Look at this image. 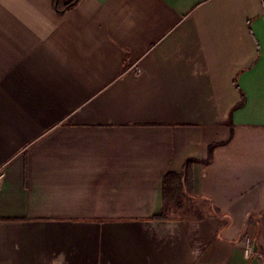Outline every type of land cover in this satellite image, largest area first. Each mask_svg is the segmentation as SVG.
<instances>
[{"label": "crops", "instance_id": "obj_1", "mask_svg": "<svg viewBox=\"0 0 264 264\" xmlns=\"http://www.w3.org/2000/svg\"><path fill=\"white\" fill-rule=\"evenodd\" d=\"M53 3L0 0V264H262L264 0Z\"/></svg>", "mask_w": 264, "mask_h": 264}, {"label": "trees", "instance_id": "obj_2", "mask_svg": "<svg viewBox=\"0 0 264 264\" xmlns=\"http://www.w3.org/2000/svg\"><path fill=\"white\" fill-rule=\"evenodd\" d=\"M78 0H71L67 3H62L60 0H54V8L57 12H63L64 10L72 7ZM192 159H188L182 171L180 172H167L163 177V208L156 218H166L165 205L173 202L178 206L181 204V197L193 195L192 189ZM218 212V210H215Z\"/></svg>", "mask_w": 264, "mask_h": 264}, {"label": "rangeland", "instance_id": "obj_3", "mask_svg": "<svg viewBox=\"0 0 264 264\" xmlns=\"http://www.w3.org/2000/svg\"><path fill=\"white\" fill-rule=\"evenodd\" d=\"M204 202L196 197L183 195L181 197V204L178 206L176 203L170 202L165 205V213H175L177 215H194L199 216L204 213Z\"/></svg>", "mask_w": 264, "mask_h": 264}, {"label": "built area", "instance_id": "obj_4", "mask_svg": "<svg viewBox=\"0 0 264 264\" xmlns=\"http://www.w3.org/2000/svg\"><path fill=\"white\" fill-rule=\"evenodd\" d=\"M2 177H3V172L0 170V181H1ZM242 247H243L244 256L247 259H249L253 255L257 254V250L255 251L254 247H253V240H252L251 236H249V235H245L243 237ZM262 264H264V262Z\"/></svg>", "mask_w": 264, "mask_h": 264}, {"label": "water", "instance_id": "obj_5", "mask_svg": "<svg viewBox=\"0 0 264 264\" xmlns=\"http://www.w3.org/2000/svg\"><path fill=\"white\" fill-rule=\"evenodd\" d=\"M253 247H254V250L256 251L257 250V245H256L255 242L253 243Z\"/></svg>", "mask_w": 264, "mask_h": 264}]
</instances>
